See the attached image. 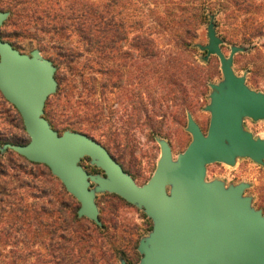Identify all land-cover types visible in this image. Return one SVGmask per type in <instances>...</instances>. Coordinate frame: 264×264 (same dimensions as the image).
<instances>
[{"label": "water", "instance_id": "1", "mask_svg": "<svg viewBox=\"0 0 264 264\" xmlns=\"http://www.w3.org/2000/svg\"><path fill=\"white\" fill-rule=\"evenodd\" d=\"M10 12L0 10V27ZM212 14L209 42L198 47L220 59L222 80L211 83L207 132L191 113L187 131L192 140L175 158L170 143L157 137L161 154L157 167L139 184L100 141L79 131L60 133L45 117L50 96L58 89L57 67L36 48L21 52L0 34V91L19 111L30 141L7 143L28 160L47 165L80 203L78 214L102 226L97 195L114 193L143 210L153 221L138 245L137 264H264V213L247 195V182L228 184L207 180L208 165L234 166L239 158L264 165V138L255 137L244 121L264 120V92L252 89L234 70V57L245 47L222 50ZM89 157L104 174H92L82 165ZM120 264H129L121 258Z\"/></svg>", "mask_w": 264, "mask_h": 264}, {"label": "trees", "instance_id": "2", "mask_svg": "<svg viewBox=\"0 0 264 264\" xmlns=\"http://www.w3.org/2000/svg\"><path fill=\"white\" fill-rule=\"evenodd\" d=\"M125 1L0 0V10L10 12L8 20L0 27L3 40L18 48V37L22 35L30 36L32 42L39 45H43L47 36L57 50L58 89L45 107V117L53 128L57 129L54 110L46 111L52 102L62 105L68 115L63 131L70 129L88 134L90 129L79 118L101 115L98 87L88 82L87 68L98 65L99 71L117 75L113 82L120 86L125 65L117 64L116 59L126 53L120 42L130 39L119 9ZM143 4L153 14V22L166 24L175 31V41L181 47L192 45L188 37H196L198 29L214 13H225L234 20L245 14L246 20H250L249 28L245 27L240 38L245 43L264 36V0H143ZM253 12V16L247 17ZM134 17L132 28L140 30L145 22L139 14L135 13ZM74 38L78 44H73ZM134 39L143 52L155 43L151 35L142 32ZM0 98L23 121L17 108L1 91ZM29 141L30 138L21 141L0 127V264H119V251L108 242L101 214L102 226L80 217L79 201L47 165L30 161L11 148L2 150L7 143L27 144ZM144 216L148 217L145 212ZM122 255L133 264L126 254Z\"/></svg>", "mask_w": 264, "mask_h": 264}, {"label": "rangeland", "instance_id": "3", "mask_svg": "<svg viewBox=\"0 0 264 264\" xmlns=\"http://www.w3.org/2000/svg\"><path fill=\"white\" fill-rule=\"evenodd\" d=\"M121 4V16L130 32L129 41L120 42L122 51L126 53L116 59L117 64L125 65L121 84H114L117 75L115 77L99 71L98 65L87 68L86 77L90 78L88 82L91 85L93 83L98 87L97 93L103 109L99 116L82 115L79 120L90 129L88 135L106 146L130 171L137 183L144 184L153 175L160 158L161 149L157 137L165 138L170 143L176 158L192 140L191 133L186 129L188 113L207 132L210 112L205 107L210 103V84L222 80L223 74L220 59L211 55L207 61L204 60L206 51L198 47V44L206 45L209 42L210 20L201 25L196 37H188L193 41L191 46L181 47L175 41L173 29L166 24L153 22V14L143 4V0H126ZM134 7H138V10ZM160 10L163 13L162 7ZM135 13L145 22L140 30L132 28ZM214 14L224 53L228 56L234 45L245 47L244 51L235 54V72L245 76L252 89L264 92V36L245 43L240 39L243 31L249 28L250 20H246L245 14L237 20L229 19L225 13ZM253 15L254 12L247 17ZM139 32L155 39L147 51L143 52L138 42H135L134 37ZM18 39L20 47L16 48L21 52L30 54L38 48L45 58L52 60L55 65L59 64L57 50L49 37H45L43 45L32 42L30 36L22 35ZM72 42L78 44L76 38ZM52 103L54 106L48 104L46 111L54 110L56 130L63 133V122L67 121L68 115L62 110V105L59 106V102L58 105ZM244 125L255 137L264 138V120L246 118ZM0 127L21 141L29 139L23 121L1 98ZM81 165L92 174H104L87 157L82 159ZM216 178L222 179L227 185L249 183L245 193L253 197V205L264 213V165L250 158H239L234 166L212 163L207 167L206 179ZM97 204L107 227L108 242L119 251L117 262L120 264L121 258H125L122 254H126L133 264H137L141 258L139 241L151 231L153 221L144 216L143 210L108 192L97 195Z\"/></svg>", "mask_w": 264, "mask_h": 264}]
</instances>
